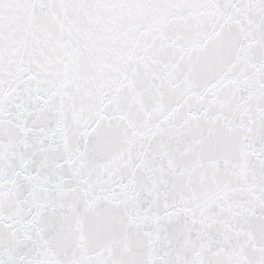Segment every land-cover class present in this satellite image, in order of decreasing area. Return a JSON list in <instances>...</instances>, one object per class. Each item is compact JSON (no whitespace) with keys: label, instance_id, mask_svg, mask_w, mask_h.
Instances as JSON below:
<instances>
[{"label":"snow or ice","instance_id":"snow-or-ice-1","mask_svg":"<svg viewBox=\"0 0 264 264\" xmlns=\"http://www.w3.org/2000/svg\"><path fill=\"white\" fill-rule=\"evenodd\" d=\"M0 264H264V0H0Z\"/></svg>","mask_w":264,"mask_h":264}]
</instances>
